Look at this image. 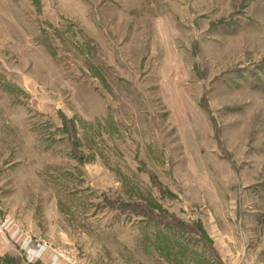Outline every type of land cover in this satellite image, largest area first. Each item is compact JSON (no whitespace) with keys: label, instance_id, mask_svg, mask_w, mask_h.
<instances>
[{"label":"rangeland","instance_id":"1","mask_svg":"<svg viewBox=\"0 0 264 264\" xmlns=\"http://www.w3.org/2000/svg\"><path fill=\"white\" fill-rule=\"evenodd\" d=\"M0 264H264V0H0Z\"/></svg>","mask_w":264,"mask_h":264},{"label":"built area","instance_id":"2","mask_svg":"<svg viewBox=\"0 0 264 264\" xmlns=\"http://www.w3.org/2000/svg\"><path fill=\"white\" fill-rule=\"evenodd\" d=\"M45 245H46V241L40 239L38 242H36V245L35 244L34 245H31L30 243H25V245H23V246H24V248L26 249L27 252L28 251L30 252V251H33L35 249H38L39 250L40 247L42 248Z\"/></svg>","mask_w":264,"mask_h":264},{"label":"crops","instance_id":"3","mask_svg":"<svg viewBox=\"0 0 264 264\" xmlns=\"http://www.w3.org/2000/svg\"><path fill=\"white\" fill-rule=\"evenodd\" d=\"M212 235H210V237H211ZM212 238V237H211ZM218 250V252L220 253V251L219 250H221L222 251V249H217Z\"/></svg>","mask_w":264,"mask_h":264}]
</instances>
